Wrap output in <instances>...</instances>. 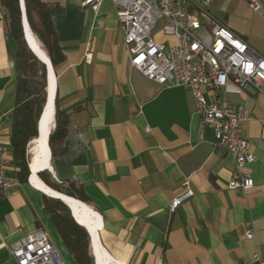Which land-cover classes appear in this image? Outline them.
<instances>
[{
    "label": "crops",
    "instance_id": "0c3cea01",
    "mask_svg": "<svg viewBox=\"0 0 264 264\" xmlns=\"http://www.w3.org/2000/svg\"><path fill=\"white\" fill-rule=\"evenodd\" d=\"M42 1L50 6L66 56L55 72L54 109L67 111L68 134L65 152L54 156L48 141L54 112L43 164L33 170L41 131L30 144L28 181L17 179L11 151L16 44L0 0V170L6 147L14 178L12 194L0 196V264H18L10 246L38 228L48 232L60 264H77L45 208L51 195L33 177L45 165L42 171L56 181L83 186L100 242L119 264H241L255 254L264 258V93L250 86L226 95L231 105L253 113L243 128L256 157L248 166L255 189L246 194L229 189L235 159L212 128L202 127L193 94L164 87L131 66L113 0H104L97 11L82 0ZM261 2L256 12L246 0H214L210 13L264 56ZM206 96L212 100L215 92ZM187 188L193 195L172 211V200ZM248 229L253 238L246 237Z\"/></svg>",
    "mask_w": 264,
    "mask_h": 264
},
{
    "label": "built area",
    "instance_id": "2783aa9c",
    "mask_svg": "<svg viewBox=\"0 0 264 264\" xmlns=\"http://www.w3.org/2000/svg\"><path fill=\"white\" fill-rule=\"evenodd\" d=\"M104 0H82L97 11ZM214 0H113L131 66L144 76L167 87H183L195 97L202 127L214 130L217 143L228 148L236 169L228 183L231 190L251 193L255 181L248 166L256 157L243 135L244 125L253 119L244 105H231L228 93H243L248 87L264 93V56L220 22H214L210 7ZM259 12L261 0H246ZM162 22L160 41L153 31ZM87 62L91 61L88 54ZM215 92L209 100L207 92ZM149 130V129H148ZM3 127L0 122V135ZM0 196L12 194L14 178L7 169L9 151L2 147ZM193 195L190 189L175 197L171 210ZM253 238L252 229L246 231ZM18 264H60L61 258L46 230L38 228L10 246ZM241 264H264L255 254Z\"/></svg>",
    "mask_w": 264,
    "mask_h": 264
},
{
    "label": "trees",
    "instance_id": "16d2710c",
    "mask_svg": "<svg viewBox=\"0 0 264 264\" xmlns=\"http://www.w3.org/2000/svg\"><path fill=\"white\" fill-rule=\"evenodd\" d=\"M24 1L30 27L57 73L66 56L57 37L50 6L42 0ZM1 4L5 12L4 20L8 35L16 44L12 54L17 77L15 107L11 113V151L16 166V177L20 182H26L30 175V159H32L30 144L39 138L38 121L47 97V68L29 49L24 39L20 0H1ZM55 123L48 140L54 156L65 152L63 141L68 134L67 111L61 110L58 105H56ZM43 160L34 166H39ZM46 167L47 165L39 168L37 174L49 187L90 204L82 185L73 181L58 182L48 170L42 171ZM51 197L45 198V208L52 216L60 236L72 252L77 264H95L93 246L91 247L87 229L75 220L70 208L63 201Z\"/></svg>",
    "mask_w": 264,
    "mask_h": 264
},
{
    "label": "bare ground",
    "instance_id": "6f19581e",
    "mask_svg": "<svg viewBox=\"0 0 264 264\" xmlns=\"http://www.w3.org/2000/svg\"><path fill=\"white\" fill-rule=\"evenodd\" d=\"M22 5L24 9V28L26 32L27 39L31 45V47L42 57L43 59H48V55L46 51L43 49L40 41L37 39L35 34L33 33L30 24L28 22L27 14H26V9H25V1L22 0ZM50 83H51V93H50V104L45 110V113L42 117L41 121V131L43 133V136L35 142L34 144V151L35 153V160H34V165L39 162L47 149V135L50 129L51 122L54 117V97H55V71L54 69L50 68ZM33 165V170L36 169L38 166ZM35 176L34 179L45 189L49 195L53 197H61L64 199V201L70 205L71 209L73 210L77 220L79 221L80 224H82L84 227H88L90 233H91V238H92V246L95 251V258L97 261V264H119L117 261L113 260V258L109 255V253L106 251V249L102 246L100 239H99V234H98V222L97 219L90 209V207L85 204L82 201L76 200L74 198H71L63 193H60L54 189H52L49 186H46L41 179L37 176V174H34Z\"/></svg>",
    "mask_w": 264,
    "mask_h": 264
},
{
    "label": "water",
    "instance_id": "95a60500",
    "mask_svg": "<svg viewBox=\"0 0 264 264\" xmlns=\"http://www.w3.org/2000/svg\"><path fill=\"white\" fill-rule=\"evenodd\" d=\"M20 3H21V9H22V12H23V22H24V9H23V5H22V0H20ZM24 6H25V5H24ZM25 9H26V7H25ZM24 26H25V25H24V23H23V28H24ZM24 35H25V40H26V42H27V45H28L29 49L33 52V54L37 57V59H38L42 64H44V65L46 66V68H47V97H46V102H45L44 108H43V110H42V113H41V115H40V117H39V121H38V134H39V137H40V136H41V121H42V117H43V115H44V113H45V110L47 109V107H48L49 104H50V93H51L50 68L53 69V66H52V63H51L49 57H48V59H43V58L40 57V55H39V54H38V53H37V52L31 47V45H30V43H29V41H28V39H27L25 29H24ZM53 198H56V199H59V200L63 201V202H64V203L70 208L73 217H74L75 220L79 223V221L77 220V218H76V216H75L73 210L71 209L70 205L67 204V203L64 201V199H62L61 197H53ZM85 228L87 229V231H88V233H89V236H90V238H91V233H90L88 227H85ZM91 240H92V238H91ZM95 264H97L96 258H95Z\"/></svg>",
    "mask_w": 264,
    "mask_h": 264
},
{
    "label": "rangeland",
    "instance_id": "374dc122",
    "mask_svg": "<svg viewBox=\"0 0 264 264\" xmlns=\"http://www.w3.org/2000/svg\"><path fill=\"white\" fill-rule=\"evenodd\" d=\"M161 28H162V22H160L158 25H157V27L155 28V30L153 31V36L154 37H156V36H158L159 35V33H160V30H161ZM24 30V29H23ZM23 34H24V32H23ZM158 38V37H157ZM24 39H25V35H24ZM38 39V38H37ZM26 41V40H25ZM27 43V42H26ZM31 153V152H30ZM32 155V154H31ZM31 160V159H30ZM92 250H93V253H94V255H95V252H94V249L92 248ZM94 259H95V257H94Z\"/></svg>",
    "mask_w": 264,
    "mask_h": 264
}]
</instances>
